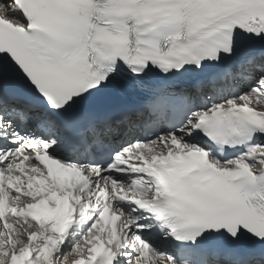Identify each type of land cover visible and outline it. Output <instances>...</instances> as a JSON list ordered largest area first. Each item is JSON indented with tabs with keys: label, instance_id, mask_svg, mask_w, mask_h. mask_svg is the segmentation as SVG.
Instances as JSON below:
<instances>
[{
	"label": "snow or ice",
	"instance_id": "obj_1",
	"mask_svg": "<svg viewBox=\"0 0 264 264\" xmlns=\"http://www.w3.org/2000/svg\"><path fill=\"white\" fill-rule=\"evenodd\" d=\"M0 264H264V0H0Z\"/></svg>",
	"mask_w": 264,
	"mask_h": 264
}]
</instances>
